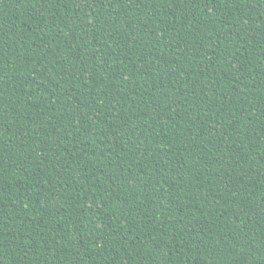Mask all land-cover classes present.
I'll list each match as a JSON object with an SVG mask.
<instances>
[{
    "label": "trees",
    "instance_id": "1",
    "mask_svg": "<svg viewBox=\"0 0 264 264\" xmlns=\"http://www.w3.org/2000/svg\"><path fill=\"white\" fill-rule=\"evenodd\" d=\"M0 264H264V0H0Z\"/></svg>",
    "mask_w": 264,
    "mask_h": 264
}]
</instances>
